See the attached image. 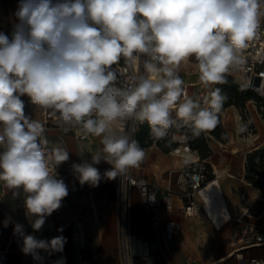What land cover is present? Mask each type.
<instances>
[{
  "label": "clouds",
  "instance_id": "9594fccd",
  "mask_svg": "<svg viewBox=\"0 0 264 264\" xmlns=\"http://www.w3.org/2000/svg\"><path fill=\"white\" fill-rule=\"evenodd\" d=\"M261 9L264 0H18L11 34L0 31V181L14 197L23 194L33 233L11 216L2 222L13 226L23 254L43 264L41 253L63 251V235L41 239L34 233L69 195L58 169L70 152L49 146L44 124L26 115L22 97L50 110L65 132L76 128L84 137L100 138V151L90 159L77 153L80 162L71 165L81 186L98 187L145 157L136 128L118 132L121 123L147 122L158 140L173 127L199 136L217 126L226 100L221 88L193 99L177 70L194 57L206 89L226 83L230 70H243V50L259 38ZM122 58L143 72L118 84L112 66ZM189 138L173 133L169 145ZM102 162L110 165L103 173L97 167Z\"/></svg>",
  "mask_w": 264,
  "mask_h": 264
},
{
  "label": "crops",
  "instance_id": "0c3cea01",
  "mask_svg": "<svg viewBox=\"0 0 264 264\" xmlns=\"http://www.w3.org/2000/svg\"><path fill=\"white\" fill-rule=\"evenodd\" d=\"M11 30L7 32L9 35ZM187 61L182 62L177 70L178 75H185L183 81L189 79V73H185ZM22 99L25 101L26 115L43 123L41 107L33 105L27 96ZM49 135L53 137L49 139ZM80 135L76 128H70L67 132L63 127L45 128L49 146L58 145L70 152L69 161L58 169L59 176L68 186L69 195L62 201L61 208L49 216L42 229L35 233L44 239L63 235L67 241L64 249L69 264H119L120 181L118 177L116 180H102L98 187L79 184L71 171L72 163L80 162L77 153L83 152L85 158L90 159V155L102 148L100 138L89 135L84 140ZM185 159L156 149L145 151V174L159 182L163 190L155 214L146 207L140 190H132L133 252L140 256L143 264H263L264 245L258 244L257 238L264 233V213L259 221L254 217L252 222H248L253 228L246 226L247 220L241 218H233L224 228H217L207 216L199 197H196L199 212L189 217L182 210L183 201L176 194L167 193V190L178 191L181 170L188 163ZM223 162L221 160V164ZM97 167L103 173L110 165L102 162ZM228 172L235 176L231 184H226L233 192L230 195L231 206L249 204L247 188L239 180L242 176L240 166L236 165ZM6 216L23 224L26 232H33L25 217L23 194L14 197L12 190L0 181V264H29L28 256L16 244L18 238L13 235V226L10 224L4 228L2 225ZM59 228H63L62 233L57 231ZM83 252H88L84 261L81 260Z\"/></svg>",
  "mask_w": 264,
  "mask_h": 264
},
{
  "label": "built area",
  "instance_id": "2783aa9c",
  "mask_svg": "<svg viewBox=\"0 0 264 264\" xmlns=\"http://www.w3.org/2000/svg\"><path fill=\"white\" fill-rule=\"evenodd\" d=\"M261 10L264 11V9ZM259 19V38L250 42L249 47L244 49L242 53L246 58V64L244 65L243 70L232 69L227 75L231 76L242 89L253 91L257 95L255 108L264 118V16H261ZM112 67L117 72L118 84H125L127 82L126 78L134 75L136 71L143 72L142 66L139 65L135 71L132 68H129L128 65L125 64L123 58L118 64L113 65ZM184 86L187 88L190 95V84L184 81ZM214 86L209 89L202 88L200 97H202V95H204L208 90L214 89ZM41 110L45 128H49V126L57 123L56 118L50 115V110L46 111L42 107ZM172 117L180 123L179 118L175 115V111L172 112ZM239 118V126L241 124L247 125V131L243 133L247 136H252L256 131V125L253 121L250 108L247 106L245 108H241ZM148 126L147 122L137 126L132 121H125L118 126L117 130L118 132L127 133L132 132L135 127L136 130L134 132V138L139 142L140 146L145 151L156 149L179 158H186V156L190 153H194L196 155L195 160L188 161L186 166H184L181 170L178 180L180 183L178 191L167 190V193L176 194L177 197L183 201L182 210L186 216H196L199 212L196 197H200L202 190L208 185L209 172L206 162L201 156L199 150L194 149L195 138L192 135L190 128L186 126L183 129L173 127L169 130V136L167 138L158 140L152 136L150 131L146 132ZM222 130H224L222 131V136L225 138L227 130L223 124ZM176 132L183 133L190 138L186 143H172L169 145L171 135ZM79 137L84 140L87 139V137H84L83 135H80ZM207 144L209 145V142H207ZM144 164L145 163L142 160L139 167L130 169L127 173L118 177V181H120L118 184V217L121 253L119 264H143V260L140 256L135 254L132 249V190L134 188H138L140 190L141 194L144 196L146 207L153 214H155L156 210L160 206L159 195L162 193L163 189L159 182L147 177L144 171ZM26 233L32 234L33 232ZM34 234L38 238H41L37 235V233ZM257 242L260 245H264V233L257 238ZM16 244L21 249L22 241L20 239H17ZM66 253L67 252L64 248L62 252L51 255L41 253V255L44 256L43 264H54L55 261H62V264H69ZM27 256L29 258V264H36V261L33 260L31 255ZM87 256L88 252H83L81 254V260L84 261ZM254 262L260 263L259 260H254Z\"/></svg>",
  "mask_w": 264,
  "mask_h": 264
},
{
  "label": "rangeland",
  "instance_id": "374dc122",
  "mask_svg": "<svg viewBox=\"0 0 264 264\" xmlns=\"http://www.w3.org/2000/svg\"><path fill=\"white\" fill-rule=\"evenodd\" d=\"M7 2H9V4H7ZM17 3L18 0H0V31L7 33L9 29L12 28L11 26L15 22L13 13L17 7ZM185 66L187 70L185 73H189L187 74L189 79L186 80V82L191 81L190 79H196L199 77V71L196 67L195 59L192 57L188 58ZM179 76L182 80L185 78L183 73L179 74ZM213 86L214 88H221L222 94L226 96V100L221 112L218 114L219 123L217 126L211 130L202 131L199 136H194V149L199 150L201 156L206 162L209 172V181L216 178L217 171L219 173L227 172L228 170L232 171L236 165L240 166L242 176L240 175L239 180L244 183L247 188L249 204L245 205V203L243 206H239V204L237 206L232 205L233 218L234 220L235 218H241L243 221L247 220V224L245 223V225L251 228L253 226L252 224H248V222H252L251 219L253 220L255 218L259 221L261 215L264 213V118L255 108L257 95L253 91H245L242 89L231 76L226 74V83L213 84L210 85L209 88ZM202 88H205L203 84L198 86L197 91L192 92L194 99L200 97ZM246 106L250 108L252 118L257 127V131H255L252 136H247L244 134L245 132L239 133L237 131L239 127L240 110ZM222 124L227 130L226 139L224 140L219 139L222 131H224L221 129ZM53 127L61 126L58 123H55L54 125L49 126L48 129ZM183 128L184 127H181V129ZM51 137H53V135L48 136L49 139ZM219 141L222 144H220ZM207 142H209L210 147ZM233 147H240L241 152L234 154ZM257 148L258 150H255ZM221 160H224L223 164H221ZM228 173L227 181L224 183L225 188H227L226 184H231L232 182V178L228 176ZM231 194L232 193H230V195ZM204 201L206 203L205 199ZM258 224L262 226L261 223Z\"/></svg>",
  "mask_w": 264,
  "mask_h": 264
},
{
  "label": "bare ground",
  "instance_id": "6f19581e",
  "mask_svg": "<svg viewBox=\"0 0 264 264\" xmlns=\"http://www.w3.org/2000/svg\"><path fill=\"white\" fill-rule=\"evenodd\" d=\"M188 83L190 84V93H191L190 96H192V92L198 90L199 84L200 85L202 84L199 80V77H197L193 81L192 80L189 81ZM192 98L194 99V96H192ZM233 148H234L233 149L234 154H238L239 152H241L240 147L237 148L233 147ZM255 150H258V148ZM186 158L187 161H194L196 155L194 153H190L186 156ZM228 174L230 178L235 177L232 173H228ZM217 175L218 176L215 179L209 181L208 185L202 190L199 200L202 201L204 205L203 209L205 210V212H207L206 214L208 215L210 220H212V222L215 224L217 228H222L225 224H227L230 220L233 219V210L231 206L232 202H230L229 199L230 193L233 192L232 190H230V188L224 187V183L227 181V173L226 172L219 173L217 171ZM203 198L206 200L207 205Z\"/></svg>",
  "mask_w": 264,
  "mask_h": 264
},
{
  "label": "trees",
  "instance_id": "16d2710c",
  "mask_svg": "<svg viewBox=\"0 0 264 264\" xmlns=\"http://www.w3.org/2000/svg\"><path fill=\"white\" fill-rule=\"evenodd\" d=\"M245 90V89H244ZM245 91H250V90H245ZM222 129V128H221ZM222 131V130H221ZM221 131H220V133H221ZM218 136H219V134H218ZM222 137V138H221ZM221 137L219 136V139H221V140H224V139H226V137L224 138L223 136H222V133H221Z\"/></svg>",
  "mask_w": 264,
  "mask_h": 264
}]
</instances>
